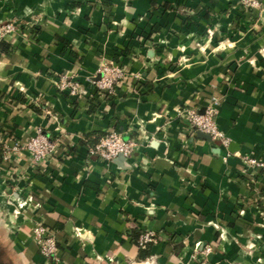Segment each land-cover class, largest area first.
<instances>
[{
    "label": "crops",
    "instance_id": "obj_1",
    "mask_svg": "<svg viewBox=\"0 0 264 264\" xmlns=\"http://www.w3.org/2000/svg\"><path fill=\"white\" fill-rule=\"evenodd\" d=\"M262 2L0 0V23L22 27L0 51V264H53L39 222L56 264H264V167L242 160L264 161ZM111 62L125 77L108 95L94 81ZM208 105L229 146L181 114ZM112 130L131 156L91 153ZM39 131L58 147L34 164ZM145 231L158 237L142 256ZM198 245L214 248L206 263Z\"/></svg>",
    "mask_w": 264,
    "mask_h": 264
},
{
    "label": "built area",
    "instance_id": "obj_2",
    "mask_svg": "<svg viewBox=\"0 0 264 264\" xmlns=\"http://www.w3.org/2000/svg\"><path fill=\"white\" fill-rule=\"evenodd\" d=\"M248 1L250 2L249 6L253 7L255 10L261 8L263 4V0ZM20 27L21 24L18 22L0 23V40L5 39L7 36H12L18 32ZM124 77V67L120 63L111 62L110 64H104L102 68V77L94 81V84L98 91L112 95L115 91V86ZM60 88L62 90L68 89L71 95L74 96H78L82 92L81 84L68 75L62 77ZM181 114L186 116L193 132H203L214 140L220 139L225 146L230 145L231 138L227 136L217 124V110L214 106L208 105L204 111H200L197 108H186L181 110ZM136 145L137 142L135 140H127L118 131L112 130L105 134L100 141L91 148V153L98 155L101 159L112 161L120 155L125 157L131 156L135 151ZM24 147L31 152L33 163L40 164L55 153L58 142L39 131L37 135L28 140ZM242 160L250 167H264V161L249 155L242 156ZM155 236L156 234L153 231L143 232L139 239L140 246L145 247L147 244L154 242ZM33 238L39 246L43 256L48 258L53 264L61 261L60 249L56 237L48 226L42 222L37 223L33 228ZM213 251L214 248L212 245H207L202 250L198 245L196 254L201 255L202 262L206 263L209 255L212 254Z\"/></svg>",
    "mask_w": 264,
    "mask_h": 264
},
{
    "label": "trees",
    "instance_id": "obj_3",
    "mask_svg": "<svg viewBox=\"0 0 264 264\" xmlns=\"http://www.w3.org/2000/svg\"><path fill=\"white\" fill-rule=\"evenodd\" d=\"M10 48L11 47H10V44L9 43L5 42L4 40H2L0 42V51H2L4 53H10L11 52ZM4 155H5V151L2 150V149H0V162L3 159ZM262 191L264 192V187H263ZM155 237H158V236L156 235ZM137 245L141 248V254H142V256H146V255L149 254V251L147 250L148 249L147 248L148 246H145L142 249V246H140V244H139V239L137 241Z\"/></svg>",
    "mask_w": 264,
    "mask_h": 264
},
{
    "label": "rangeland",
    "instance_id": "obj_4",
    "mask_svg": "<svg viewBox=\"0 0 264 264\" xmlns=\"http://www.w3.org/2000/svg\"><path fill=\"white\" fill-rule=\"evenodd\" d=\"M241 5L246 11H249V12H255L256 11L255 12L256 14L260 13V11L263 9V7L261 6V8H258L255 10L253 7L249 6L250 2L248 0H241ZM7 22H14V21H7ZM3 23H5V22H3Z\"/></svg>",
    "mask_w": 264,
    "mask_h": 264
},
{
    "label": "water",
    "instance_id": "obj_5",
    "mask_svg": "<svg viewBox=\"0 0 264 264\" xmlns=\"http://www.w3.org/2000/svg\"><path fill=\"white\" fill-rule=\"evenodd\" d=\"M206 136H208V137H210L208 134H205ZM120 156H122V155H120Z\"/></svg>",
    "mask_w": 264,
    "mask_h": 264
}]
</instances>
